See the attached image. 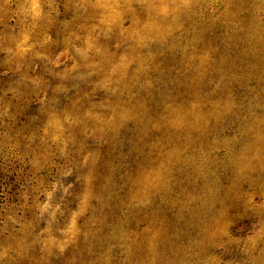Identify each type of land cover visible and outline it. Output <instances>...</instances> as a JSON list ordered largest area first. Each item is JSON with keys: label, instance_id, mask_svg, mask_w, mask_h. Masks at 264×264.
<instances>
[{"label": "rangeland", "instance_id": "obj_1", "mask_svg": "<svg viewBox=\"0 0 264 264\" xmlns=\"http://www.w3.org/2000/svg\"><path fill=\"white\" fill-rule=\"evenodd\" d=\"M0 264H264V0H0Z\"/></svg>", "mask_w": 264, "mask_h": 264}]
</instances>
